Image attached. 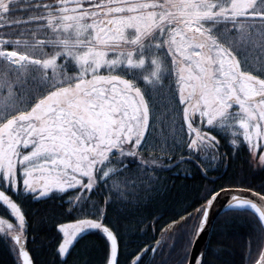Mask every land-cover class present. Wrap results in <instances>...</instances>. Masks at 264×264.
<instances>
[{
	"label": "snow or ice",
	"instance_id": "1",
	"mask_svg": "<svg viewBox=\"0 0 264 264\" xmlns=\"http://www.w3.org/2000/svg\"><path fill=\"white\" fill-rule=\"evenodd\" d=\"M222 141L264 171V0H0V207L11 218H0V239L16 264H34L18 200L75 190L70 211L82 218L59 225L62 264L93 230L106 264H119L109 206L149 190L177 149L187 157L177 167L222 159ZM224 191L181 217L199 223L178 264H210L188 249ZM252 195L227 207L258 216L254 264H264V195Z\"/></svg>",
	"mask_w": 264,
	"mask_h": 264
},
{
	"label": "trees",
	"instance_id": "2",
	"mask_svg": "<svg viewBox=\"0 0 264 264\" xmlns=\"http://www.w3.org/2000/svg\"><path fill=\"white\" fill-rule=\"evenodd\" d=\"M220 153L222 159L205 160L200 167L190 162L180 163L177 167V161L185 155L183 149H177L172 166L157 169L149 190L140 192L139 198L130 203L116 201L109 206L105 224L118 234L119 264H131L134 256L144 249L149 251L142 256V264H178L191 229L199 223L198 217L180 222L181 217L200 208L206 202L204 197L208 190L245 187L264 195V171L250 165L246 147L236 150L222 141ZM77 194L75 190H69L43 199L18 200L31 226L27 247L35 264H62V258L57 255L63 239L59 225L82 218L79 210L70 211L73 205L69 201ZM106 194L107 190L93 193L92 200H99ZM13 199L17 198L13 196ZM0 216L11 219L2 207ZM216 219L206 250L210 264H254L262 237L258 216L252 210L226 209ZM173 222L180 223L170 227ZM249 240L252 241L251 257L247 253ZM152 248H156L155 253ZM107 252L106 237L93 230L75 243L65 258L66 264H106ZM0 264H16L15 254L2 239Z\"/></svg>",
	"mask_w": 264,
	"mask_h": 264
},
{
	"label": "water",
	"instance_id": "3",
	"mask_svg": "<svg viewBox=\"0 0 264 264\" xmlns=\"http://www.w3.org/2000/svg\"><path fill=\"white\" fill-rule=\"evenodd\" d=\"M224 189L225 191L221 193L220 197L217 199L216 202H214L211 209L209 210L208 225L205 229V232L202 234L200 240L196 242L189 251L190 254L194 257L199 258L202 252L208 250L211 234L213 231L212 228H214L215 222L217 220L216 218H218L223 211L228 209L227 204L230 201L232 194L239 193L240 195L246 198H250L254 200L257 199V197L253 196L252 193L258 191H255L250 188L231 186V187H226ZM260 194L263 195L262 193Z\"/></svg>",
	"mask_w": 264,
	"mask_h": 264
},
{
	"label": "rangeland",
	"instance_id": "4",
	"mask_svg": "<svg viewBox=\"0 0 264 264\" xmlns=\"http://www.w3.org/2000/svg\"><path fill=\"white\" fill-rule=\"evenodd\" d=\"M0 218H1V216H0ZM74 222V221H73ZM73 222H68V223H65V224H69V223H73Z\"/></svg>",
	"mask_w": 264,
	"mask_h": 264
},
{
	"label": "bare ground",
	"instance_id": "5",
	"mask_svg": "<svg viewBox=\"0 0 264 264\" xmlns=\"http://www.w3.org/2000/svg\"><path fill=\"white\" fill-rule=\"evenodd\" d=\"M63 237V236H62ZM35 264V263H34Z\"/></svg>",
	"mask_w": 264,
	"mask_h": 264
}]
</instances>
